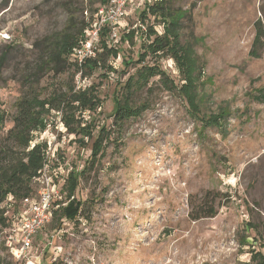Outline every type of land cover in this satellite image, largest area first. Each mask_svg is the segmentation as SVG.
I'll return each instance as SVG.
<instances>
[{"label":"rangeland","instance_id":"rangeland-1","mask_svg":"<svg viewBox=\"0 0 264 264\" xmlns=\"http://www.w3.org/2000/svg\"><path fill=\"white\" fill-rule=\"evenodd\" d=\"M158 1L136 0L116 43L105 29L97 65L81 76L67 64L60 74L39 73L43 46L65 37L78 43L108 0H0V138L23 96L47 101L87 91L90 101L47 111L33 132L31 146L46 144L48 170L64 179H55L61 198L18 260L6 232L25 205L8 196L0 264H256L253 256L264 254V104L253 100L264 89V37L259 58L249 55L256 24L264 30V0H166L185 14L177 33L197 61L203 123L179 91L184 79L171 54L150 49L168 26L149 11ZM138 22L148 33L133 29ZM145 67L166 76L139 78ZM120 105L134 113L119 119ZM224 110L221 127L205 123ZM70 175L82 204L72 221L62 216ZM39 187L33 183L35 194ZM210 208L214 218L193 220Z\"/></svg>","mask_w":264,"mask_h":264},{"label":"trees","instance_id":"trees-1","mask_svg":"<svg viewBox=\"0 0 264 264\" xmlns=\"http://www.w3.org/2000/svg\"><path fill=\"white\" fill-rule=\"evenodd\" d=\"M144 11L145 10L141 12L142 16L145 15ZM149 11L168 23L165 36L156 38L153 45L150 46V49H152L153 54L159 52L171 54V58L178 64L184 79V84L180 87L179 91L186 100L191 114L199 116L200 105L197 81L200 77L198 76L196 78V76H194L195 70L198 68L197 61L193 57L190 44L187 45V47L185 45H180L179 34L177 33L179 31L180 19H183L185 14L172 10L166 3V0H160L154 3ZM85 27L78 33L79 37L83 35ZM262 37H264V30L260 28L257 23L256 36L249 54L251 58H259V45L263 47L261 43ZM76 44L78 43L75 38L67 37L64 39L47 41L43 46L42 56L40 57L41 68L39 73L50 71L55 74H60L65 72V64H67L68 67H76L77 73L79 74L81 72V76L84 74L85 69H88L90 74L97 65V57L88 60L82 70H80L75 63L69 62L68 54ZM145 55L146 54L143 56ZM2 62H4V58ZM146 73L148 74V78L166 76L165 72L155 67H145L141 69L139 78ZM89 74L84 75L86 76ZM33 83H35V81ZM35 84L37 86L40 84L39 76ZM32 91H34V88H32ZM257 93V95L255 94L253 96V100L264 104V89H259ZM73 103H81L87 106L88 103H90L87 91H72L69 96H57L47 101L40 100L39 96L32 93L29 94V96H23L17 102V114L13 119V127L8 132L7 137L0 138V226H2V228H8L9 219L5 216L6 211L2 208L8 196H12L13 201L16 203L20 202V204H22L24 200L31 199L37 194L34 193L33 183H37L40 171L44 166L47 146L46 144H35L31 146L33 132L41 128L47 111L51 110L63 113L67 107H72ZM133 113L131 108H127L126 105L124 107L120 105L116 110L115 116H118L119 119H124L126 116H130ZM229 113V111L224 110L218 115L209 116L205 123H212L213 126L219 128L222 126V122H220L221 118L229 115ZM199 119H201L203 123L204 118L200 117ZM64 121L67 128L70 127L71 121ZM94 147L93 157L95 158L97 154H99V151H101L100 149H102L101 137L95 141ZM73 178L74 176L70 175L71 182L68 189L69 196L71 195V197L68 199L69 203L62 210L63 218L71 221L79 215L78 213L81 211L82 205L81 202L74 198L76 183ZM216 215V209L210 208L208 212H200V214H197L193 220L214 218ZM262 249H264V243ZM252 259L256 264H264L263 252L256 256L254 255Z\"/></svg>","mask_w":264,"mask_h":264},{"label":"built area","instance_id":"built-area-1","mask_svg":"<svg viewBox=\"0 0 264 264\" xmlns=\"http://www.w3.org/2000/svg\"><path fill=\"white\" fill-rule=\"evenodd\" d=\"M135 1L108 0L107 6L97 11L93 22L84 30L72 54V62L80 70L88 60L97 57L105 29H108L110 42L116 43L119 32L125 29L123 22L132 12ZM133 29L142 33L147 32L146 25L140 22L135 24ZM2 37L5 39L4 35ZM79 74L81 75V72ZM49 156L50 153L47 151L44 166L37 179L40 184L37 194L22 202L25 206L19 214L18 221L6 232L7 245L18 260L28 257L34 247L35 240L50 224L55 204L61 198L55 179L60 180L59 184L64 183V179L63 177L58 178L59 173L57 171L48 170Z\"/></svg>","mask_w":264,"mask_h":264}]
</instances>
